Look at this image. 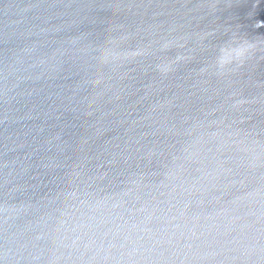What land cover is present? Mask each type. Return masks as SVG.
Here are the masks:
<instances>
[{
    "label": "water",
    "instance_id": "1",
    "mask_svg": "<svg viewBox=\"0 0 264 264\" xmlns=\"http://www.w3.org/2000/svg\"><path fill=\"white\" fill-rule=\"evenodd\" d=\"M0 264H264V0H0Z\"/></svg>",
    "mask_w": 264,
    "mask_h": 264
},
{
    "label": "clouds",
    "instance_id": "2",
    "mask_svg": "<svg viewBox=\"0 0 264 264\" xmlns=\"http://www.w3.org/2000/svg\"><path fill=\"white\" fill-rule=\"evenodd\" d=\"M239 55H243L244 50L241 48H238L235 50Z\"/></svg>",
    "mask_w": 264,
    "mask_h": 264
}]
</instances>
